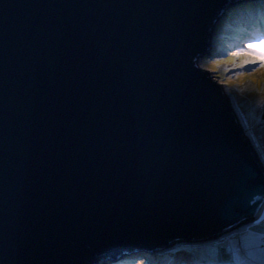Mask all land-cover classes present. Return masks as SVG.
<instances>
[{"label":"water","instance_id":"obj_1","mask_svg":"<svg viewBox=\"0 0 264 264\" xmlns=\"http://www.w3.org/2000/svg\"><path fill=\"white\" fill-rule=\"evenodd\" d=\"M243 0H0V264L220 240L264 164L198 59Z\"/></svg>","mask_w":264,"mask_h":264},{"label":"rangeland","instance_id":"obj_2","mask_svg":"<svg viewBox=\"0 0 264 264\" xmlns=\"http://www.w3.org/2000/svg\"><path fill=\"white\" fill-rule=\"evenodd\" d=\"M243 7L251 11L264 10V0H243L231 5L227 11L235 8L234 12L226 18V11L218 19L211 35L209 53L198 59L201 65L197 64L210 71L213 78L225 86L243 131L264 164V50L252 52L247 47L250 43L264 40V34L261 38L253 36V39H248L236 32L247 19ZM241 14L246 19L240 21ZM262 23L260 20L257 25ZM242 228L213 242H179L158 253L145 256H138L137 252L123 253L99 264H126L128 261L130 264H264V222L239 229ZM135 253L137 257L130 259Z\"/></svg>","mask_w":264,"mask_h":264},{"label":"trees","instance_id":"obj_3","mask_svg":"<svg viewBox=\"0 0 264 264\" xmlns=\"http://www.w3.org/2000/svg\"><path fill=\"white\" fill-rule=\"evenodd\" d=\"M258 6V4H257ZM244 7H247V6H244ZM243 7V8H244ZM235 9V8H234ZM234 9H230V11L226 13L225 17L228 18L230 17V15L234 12ZM242 10V9H241ZM245 11V13H243L244 15H246V18L244 17V15L241 14V16L239 17V20L241 21V19L243 20V18L246 19L245 21V25H243V27H239V28L236 30V32L238 34H241L243 35V37L245 38H248L251 37L253 39V36H255V39L257 38H261V36L264 34V10H252L250 8H244L243 9ZM260 20L263 22L261 25L257 23L260 22ZM247 29H246V28ZM263 27V28H262ZM235 32V31H233ZM232 35H230V38H231ZM262 118L264 119V111L262 113ZM137 253L133 254V256L130 257V259H133V258H136L137 255L138 256H145L146 254H143V253ZM131 261H128L126 262V264H130ZM202 264H217L216 262L215 263H202Z\"/></svg>","mask_w":264,"mask_h":264},{"label":"snow or ice","instance_id":"obj_4","mask_svg":"<svg viewBox=\"0 0 264 264\" xmlns=\"http://www.w3.org/2000/svg\"><path fill=\"white\" fill-rule=\"evenodd\" d=\"M247 47L248 50L252 52H256L258 49L264 50V40H261L258 43H250ZM262 58H264V55H262Z\"/></svg>","mask_w":264,"mask_h":264},{"label":"clouds","instance_id":"obj_5","mask_svg":"<svg viewBox=\"0 0 264 264\" xmlns=\"http://www.w3.org/2000/svg\"><path fill=\"white\" fill-rule=\"evenodd\" d=\"M263 222H264V219L261 220L260 222H256V220H254L253 222H251V223H249V224H247V225H250V226H256V225H259V224H261V223H263ZM253 223H256V224H253ZM247 225H243V226H241V227H244V226H247ZM241 227H239V228H241ZM239 228H237L236 230H234L233 232H231V233L228 234V235L235 234L236 232H239V230H240V231L243 230V228H242V229H239Z\"/></svg>","mask_w":264,"mask_h":264},{"label":"bare ground","instance_id":"obj_6","mask_svg":"<svg viewBox=\"0 0 264 264\" xmlns=\"http://www.w3.org/2000/svg\"><path fill=\"white\" fill-rule=\"evenodd\" d=\"M198 63H199V61H198ZM200 65L202 64L201 62L199 63ZM222 89L224 90V92L226 93V90H225V86H222ZM264 219V212L260 215V217H258L257 219H256V222H260L261 220H263ZM141 253V252H140Z\"/></svg>","mask_w":264,"mask_h":264},{"label":"built area","instance_id":"obj_7","mask_svg":"<svg viewBox=\"0 0 264 264\" xmlns=\"http://www.w3.org/2000/svg\"><path fill=\"white\" fill-rule=\"evenodd\" d=\"M253 224H256V223H253ZM240 231V230H239Z\"/></svg>","mask_w":264,"mask_h":264}]
</instances>
